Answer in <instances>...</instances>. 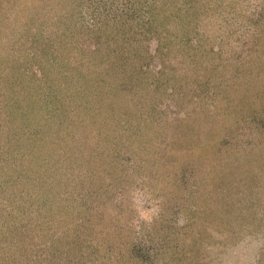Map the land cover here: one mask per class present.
Here are the masks:
<instances>
[{
  "label": "rangeland",
  "instance_id": "rangeland-1",
  "mask_svg": "<svg viewBox=\"0 0 264 264\" xmlns=\"http://www.w3.org/2000/svg\"><path fill=\"white\" fill-rule=\"evenodd\" d=\"M32 1L34 11L28 13L40 18L33 24L43 23L45 33L59 31L67 20L69 30H76L62 40L71 54L81 53V45L94 47L79 41V28L94 24L96 10L136 13L132 25L141 31L151 15L159 32L148 34L132 55L135 64L121 79L130 92L118 91L114 80L92 89L91 75L78 77L81 55L68 52L63 56L70 62L54 63L51 77L32 79V104H45L50 120L52 109L61 112L64 128L53 126L50 133L64 135L65 146L40 148L36 157L46 159L39 169L35 154L20 153L17 177L0 175V257L13 258V264H59L52 246L65 239L66 230L54 212L64 204L83 205L82 216L64 222L66 239L76 241L83 238V222H92L84 202H94L113 218L93 235L110 238L117 256L137 252L138 264H264V0H209L210 6L208 0L196 6L193 0ZM186 36L200 51L195 62ZM60 41H50L51 47L57 50ZM37 45L31 36L13 43L1 34L0 60L14 65L0 64V80L7 72L39 74L33 53L43 45ZM58 84L64 91L57 92ZM9 92L0 82V106L8 103ZM105 93L110 101L123 100L115 108L135 107V126L119 110L116 127L102 124L104 115L90 123L81 119L90 99L100 105ZM23 137L18 149L33 144L35 152L36 139ZM30 161L32 172L19 169ZM48 165L51 171L43 173ZM29 177L35 183L28 184ZM90 189L95 195L88 199ZM80 252L73 249L65 264H95Z\"/></svg>",
  "mask_w": 264,
  "mask_h": 264
},
{
  "label": "trees",
  "instance_id": "trees-1",
  "mask_svg": "<svg viewBox=\"0 0 264 264\" xmlns=\"http://www.w3.org/2000/svg\"><path fill=\"white\" fill-rule=\"evenodd\" d=\"M9 1V3L11 4L9 7V4H7V6L5 5L4 7L2 6V4L0 5V35H4V33H6L7 38L11 39L13 43H18L20 42V40L31 36L34 38V40H37L38 45H43V49L37 52L35 51L33 53L35 63H39V74H36L38 73L37 69L33 70L34 72H31V75H29L27 71L17 72V75L14 71V76H12L10 72H7L9 73L6 74L7 78H4L3 76L2 80H0L2 87L6 89V91H8V89L10 90L8 94V96L10 95L8 99L9 105L6 102L4 106H0V175L3 174L5 175V177H9L12 180L15 178L14 174L15 176L17 175L18 166L15 161L20 156V153L23 154L25 152H29L35 154L32 157V160H35L37 169H39L45 165L44 160L46 159V155H39L38 157H36V152L39 151L40 148H44V145H47L48 148L54 147L55 145L59 144H62L63 147L65 146L63 138L64 135L61 136V134H58L57 136L52 137V134L50 133V130L53 126H56L59 129H62L63 127L60 121L61 118L58 115L59 112L57 113L55 108L52 109V119L50 120L45 117V114H43V110H49V108H47L45 104H36L35 100H33L32 104V98L30 97L31 95L36 94V91L33 89L35 82L32 79L34 77H38V75L40 77L37 79H40L41 81L43 77H51L52 74L51 72H49V70L51 69L52 72L55 71L54 63H60L59 66H64V61L66 63L70 62L63 56L65 52H68L67 55H69V57L72 55H81V60L83 62L78 66L80 68V70H78V77L81 78L82 76H86V72L88 73V75H91L92 79L95 80L92 89H97V85H102V83L104 82L107 83V80L109 82H112V80H114L117 81V85L120 86V88H118V91H124L125 89V92H130L131 90H133V88H130L131 85L126 83L123 86L121 79H123L127 75L128 70L131 69V64H135V60L132 55L137 54V46L140 45L142 41H144V38H147L148 34L152 35V31H154L155 33H158L159 31L158 28H156L157 26H155V19L153 20L151 15H149L148 20L145 21L150 25H148L145 30L141 31L139 27L132 25L131 19L138 16L136 15V13H133V16L132 14L126 15L121 7L117 9L116 12L112 9L113 11L108 14H105V12L101 13L96 10L95 13H98V19H95L94 24L86 25L87 29L79 28L83 32V38L81 35V39L79 41L82 40L84 44H86V41L88 40L89 42L94 43V47L91 48L92 46L88 47L87 45H81V53L71 54L69 45H67L66 42L62 41L66 39L65 34H68L67 37L70 39H72L76 34L75 29L69 30V25L71 24L68 20L62 22V26L59 28V31L55 28H51L49 29V33L48 31L45 33V28H42L44 27L42 26L43 23L40 22V26L42 27L33 24L40 21V18H37L36 15L31 16L30 13H28L29 10L34 11L35 4L32 0ZM142 1L144 2V0ZM203 3L204 0H193L192 5H202ZM208 4V6L211 5V2L209 0ZM190 6L191 5L187 7L189 11L191 9ZM51 9L52 10L50 11V14H52L51 12L53 11V8ZM148 11L145 14L144 18L148 15ZM185 19L193 20V18L189 16ZM35 26L38 29L37 31L33 30L35 29L33 28ZM39 29L41 30L39 31ZM54 40H61V44L57 46V50L54 47L52 48L50 44V41ZM42 41L46 42L42 43ZM186 41L188 43H191L190 41H192V38L186 36ZM2 42L3 41H1V43ZM188 45V55L190 54L189 56L192 58L193 62H195L196 60L195 58H193V56L196 57L197 53L200 51L196 48L197 46L195 45V43H193V41ZM202 50L207 51L206 49ZM167 52L171 51L168 50ZM87 53L90 54V57L87 55ZM22 55L25 58L28 57L29 53L26 54L23 51ZM0 64L1 68L6 69V66L14 65V63L10 61L4 62L3 60H0ZM58 76L61 77V74L59 73ZM141 77L142 76H140V78ZM60 79H62V77ZM82 85L83 83L80 84V88L82 87ZM64 87L65 85L62 86V84H58V87L56 89L57 92L60 90L64 91ZM106 90V93L109 92L108 87L106 88ZM106 93L100 105H97L92 99H90L91 107L88 108L84 116L82 115L81 119L88 120V122L90 123L96 121L98 118L100 119V116L104 115V120H100L101 123L105 124L106 126L116 127L115 125L118 122L116 121L118 120V114H116V112L118 113L119 110L120 113L123 112L124 116L126 114V117L128 119L126 120L129 122V125L132 124L135 126L133 122L138 116V112L136 113L135 107L132 109L130 106L125 107L123 105H120L118 108H115L116 105L120 104V101L123 100L121 99L119 102H117L118 98H116V101H110ZM86 94L88 95V93ZM138 95H143V93H138ZM41 98H39V100H41ZM24 102L25 104H23ZM59 114H61V112ZM88 134L94 135V131H89ZM23 136H27L28 139H30L31 137L36 139V142H38V144H36L38 146L37 148H34L35 152H33V148H31L33 147V144H31L32 146L24 144L26 147L25 150L18 149L17 143L22 139ZM96 141L98 143L100 142L99 139H97ZM30 143H33V141H31ZM85 160L88 161L90 159L87 157ZM55 164L56 166H59L58 163ZM29 165L32 166V161H30L26 166L21 165L19 169L26 172V170H31V166ZM48 170L49 172L51 171V167L49 165L46 167L45 172L43 173H46ZM34 179L35 178L32 179L29 177L25 180L28 184L29 182L31 184L35 183ZM49 193L50 192H48L47 194L49 195ZM51 193L53 194L54 191ZM93 195H95V193L92 191V189L88 190V199H90ZM86 203L87 205L85 207L91 215V217L89 218H92V222L91 224L85 223V225L83 222V238L77 239L76 241L66 239L68 228L65 227L64 222L67 221L69 216L76 217L75 220L79 218V215L82 216L83 205L77 208L75 204L69 207L65 206L64 204L63 209L60 210V208H57V211L54 212V215L58 218V223H61V227L66 230L65 239L63 238V236H61L62 241H54L55 244L53 243L54 246H52L53 250L51 248L52 252L54 251L55 257L58 259V263L65 264L64 259H67L70 256L71 251L75 248L81 251V256L90 255L92 258L94 257L93 260L95 259V264H114L115 261L116 263L120 264L141 263L140 260L142 258L138 257L137 252L133 251L131 256L124 253L122 256H117L120 252L117 251V248L114 246V243H112L110 238H105L102 236L100 237L98 236V234H95L96 236L93 235L97 231V227L100 223H103V221L109 222L113 218V216L107 213L104 208L99 210V208H97L98 206L94 202H84V204ZM208 204H210V202H208ZM76 208L78 211L76 210ZM81 225L82 224L77 225L76 229H79ZM106 229L108 231V227H106ZM139 249L142 248L139 247L137 250ZM67 252L68 254L66 255ZM74 262L76 263L77 260L75 259ZM0 264H13V258L11 259L5 256L0 257Z\"/></svg>",
  "mask_w": 264,
  "mask_h": 264
}]
</instances>
